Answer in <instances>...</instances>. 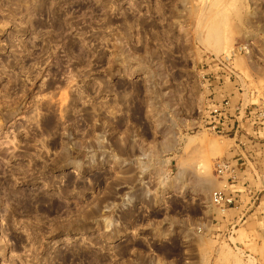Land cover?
Wrapping results in <instances>:
<instances>
[{"label": "rangeland", "instance_id": "rangeland-1", "mask_svg": "<svg viewBox=\"0 0 264 264\" xmlns=\"http://www.w3.org/2000/svg\"><path fill=\"white\" fill-rule=\"evenodd\" d=\"M256 110L264 0H0V264H264ZM235 149L252 190L215 171ZM181 162L237 206L167 186Z\"/></svg>", "mask_w": 264, "mask_h": 264}, {"label": "built area", "instance_id": "built-area-1", "mask_svg": "<svg viewBox=\"0 0 264 264\" xmlns=\"http://www.w3.org/2000/svg\"><path fill=\"white\" fill-rule=\"evenodd\" d=\"M212 105H213L212 112H214L215 116L218 117L217 118L218 122L221 123V126L219 127V131L221 133L227 134L229 131H233L234 127L232 120L235 119L237 124L241 122L238 119L239 116L233 118V116L235 115L233 114L232 109L235 108L236 105L233 104L230 98L224 97L222 100H219L216 103H213ZM236 109L238 108L236 107ZM261 117H264V113L258 112L257 110L255 111V113L252 114V119L255 124L259 123L258 121L261 122V119H263ZM215 171L222 180L226 179L228 184H230L231 181L237 180L239 176V174L237 173L236 165L233 162V159L229 157L219 159L216 163ZM227 191H228L227 189H223V190L219 189L213 191L212 194V200H211L212 203L222 208L223 211L228 210L232 206H237L236 204H238V200H239L233 194H228Z\"/></svg>", "mask_w": 264, "mask_h": 264}, {"label": "bare ground", "instance_id": "bare-ground-1", "mask_svg": "<svg viewBox=\"0 0 264 264\" xmlns=\"http://www.w3.org/2000/svg\"><path fill=\"white\" fill-rule=\"evenodd\" d=\"M36 9H37V11H39L38 7ZM31 16H33V15H31ZM30 19H32V18H30ZM193 138L194 137H190V139L188 141H192ZM175 144L176 143L174 142V139H172L171 136H167V138L165 139V142H164V148H163L164 150H163V152H168V151L174 149L175 148ZM164 182L165 181L162 180L161 184H165V186H166V184L168 183L167 186L169 185L170 188L178 189L180 191H182L183 189L187 188V186L189 184H192L194 191L199 192V193L201 192L203 195L204 194L207 195L208 193L212 192L213 189H216L218 187V182L219 181H217V179L214 178L211 175L210 167H206V166H204V164H198L196 167H193L192 165H189L187 162H181L179 164V171H178V173L176 175V178L173 179L172 181L171 180L168 181V182L166 181L167 183H164ZM156 194H158L157 191H156ZM160 194H161V192H159V195ZM109 227H111V225H109Z\"/></svg>", "mask_w": 264, "mask_h": 264}, {"label": "crops", "instance_id": "crops-1", "mask_svg": "<svg viewBox=\"0 0 264 264\" xmlns=\"http://www.w3.org/2000/svg\"><path fill=\"white\" fill-rule=\"evenodd\" d=\"M254 122V121H253ZM232 123H233V127H234V129H235V131H234V139H236L237 141H238V144H241V142H242V138H243V136H246V137H249V135H251L249 132H248V130H249V128L251 127L250 126V124L248 125V127H242L241 126V124L240 123H238L237 124V122H236V120L234 119V120H232ZM253 124H255V123H253ZM257 125H261L262 123H256ZM263 125V124H262ZM242 127V130H244L245 129V131H246V133H247V135L243 132V131H241V130H239L240 128ZM257 127V128H256ZM251 128H253V130L255 131V132H259V126H252ZM243 132V133H242ZM239 133H241V136H240V139H239ZM256 144H259V143H256ZM235 151L237 152L236 154H235V156H237V157H234V161L236 162L235 163V165H236V168H237V173L239 174V176H238V178H237V180H235V181H231V183H230V187H233V186H238L239 185V183H243V186H245V188H247V190L248 189H250L251 188V190L253 189L252 187H253V181L250 179V177H252L254 180H256L257 179V177L255 176V173H252V174H250L248 177L246 176V171H247V169L249 168V166H246V169L245 170H242V166L244 165V164H246L247 162H249V160L247 161V160H244V158H243V156L241 155V153L240 152H238V150L237 149H235ZM257 154H260V152H257ZM249 156H252V154L251 155H249ZM257 156V158H259V155H256ZM246 181H245V180ZM247 179H250V180H247ZM249 187V188H248ZM240 192H242V190H240V189H234V190H231L230 189V191L228 190L227 191V193L228 194H233L234 196H236L238 199H240ZM230 209V208H229Z\"/></svg>", "mask_w": 264, "mask_h": 264}]
</instances>
